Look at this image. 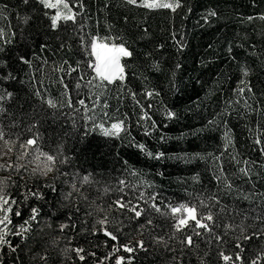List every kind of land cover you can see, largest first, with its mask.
Returning a JSON list of instances; mask_svg holds the SVG:
<instances>
[{"label": "snow or ice", "instance_id": "1", "mask_svg": "<svg viewBox=\"0 0 264 264\" xmlns=\"http://www.w3.org/2000/svg\"><path fill=\"white\" fill-rule=\"evenodd\" d=\"M74 3L75 9L72 0H0V19L10 20L15 16L25 25L20 33L22 47L14 30L0 27V171L8 172L6 178L0 179V264H104L105 260L109 264L113 260L114 264H125V261L127 264H154L161 248L164 249L163 264H185V256L189 253L196 256L197 264H264V208L251 207L255 199L264 204V193L253 196L243 192L235 183L236 178H247L245 182L251 179L253 169L249 166L254 161H241L238 159L241 153L226 151L235 147L226 119L228 106L238 104L239 100H226L222 111L207 122L206 127L218 129L219 124L224 127L223 144L222 147L217 146L216 152L169 155L163 150H149L145 143L134 138L129 141L130 147L156 162L175 159L190 163L196 158H210L211 179L217 182L215 192L204 187L201 174L194 172L190 179L201 187L189 190L192 187L189 185L184 188L185 198L173 199L163 193L160 185L151 181L126 182L128 176L137 177L126 160L121 165V176L125 178L117 177L115 183L97 180L92 173L64 170L73 164L67 155L64 139L68 133L46 131L48 121L56 125L61 113L67 109L74 114L73 128L80 118L92 120L95 125V119L88 113L100 103V96L98 92L93 93V87H102V82L109 85L118 82L121 88H125L126 65L121 60L125 57L136 59V49L132 46L135 40L129 42L118 35V42H112L111 39L86 33L83 21L91 18L90 6L87 0H74ZM122 5L123 10H117L116 22L122 23L140 40L150 37L151 33L147 20L137 22L132 9H164L169 10L173 18L180 17L179 24L173 23L162 41L156 42L153 38L149 40L148 48L142 50L144 58L149 61L148 66L155 72L162 73V65L171 64L170 85L179 90L182 84L180 76L185 71L181 57L190 48L185 21L189 19V13L194 12V7L189 0H122ZM116 7L112 0H103L97 12H107L111 16ZM47 10H53V14ZM217 16L216 10H205L195 26H207ZM254 19L264 21V10L256 16L242 17L241 22H252ZM33 20L42 21L38 32L42 42L36 41L38 49L32 48L30 34L25 35ZM113 27L109 25L110 29ZM208 47L212 48V45ZM236 47L244 45L237 44ZM252 47L255 49V45ZM65 49L68 59L61 57L57 69L61 76L54 77L59 94L56 97L51 94L46 96L40 86L43 85V69L48 60L40 53ZM233 53V44L229 42L226 55L234 58ZM73 54L79 55L80 59L70 62ZM249 54L258 55L255 51ZM205 63L201 61L202 65ZM261 66H264V61H261ZM241 72L244 78L238 80L233 92L237 97L247 96L243 100L247 110L245 115L248 112L257 115L255 135H250V138L253 139V146H260L259 155L264 156V124L259 119L264 114V84L258 86L251 82L250 67L243 66ZM92 73L93 79H86ZM143 79L146 82V97L159 98L161 91L157 88L147 90L148 78ZM97 80L101 83L97 84ZM220 82L222 80L217 83ZM129 94L135 102L134 111L135 105H139L140 114L136 123L143 127L146 137L154 135L158 123H163V120L171 123L179 120V112L165 101L157 100L155 106L151 100L141 104L131 88H127L124 96ZM124 96L117 102H122ZM88 99H91L90 106L86 105ZM248 100L253 103L249 104ZM146 107L153 109L151 115L144 110ZM103 108L106 109L103 111L106 116L110 110L107 100L103 102ZM80 112L84 113L82 117ZM153 115L163 119L158 122L152 119ZM217 117H220L219 121ZM98 127L105 136H119L122 131H128L123 119L111 123L110 128H105L103 122ZM248 131L253 133L252 128ZM166 139L161 134L158 142ZM10 149L14 150L11 155ZM232 162L236 163L237 171H229ZM241 162L246 166L240 167ZM53 169L56 173L51 182H47ZM61 170L67 177L63 184L57 183L56 179ZM26 172L32 177L31 185L21 179ZM139 174L143 175L142 172ZM155 175L163 178L166 173L157 171ZM14 176L20 179H13ZM42 179L46 181L43 186ZM69 181L73 182L70 189L67 187ZM93 184L102 186L105 193H116V196L107 206L108 211L98 210L92 218L90 209L81 216L79 203L75 207L68 205L72 203L73 196L80 195L76 191L78 186ZM232 194L250 201L249 207L243 209L235 200L225 203L224 198ZM218 217L222 219L218 220ZM14 220L17 222L14 223ZM249 221H256L260 226L254 227ZM45 229L51 235L38 245L39 234ZM69 232L72 234L69 235ZM135 234L146 238L131 239ZM118 239L119 245L112 243ZM201 244L206 246L207 251L202 252ZM102 247L105 251L100 253ZM121 248L124 254H117ZM213 252L214 260L211 259ZM246 253L252 255L246 257ZM25 255L27 261L23 258Z\"/></svg>", "mask_w": 264, "mask_h": 264}, {"label": "trees", "instance_id": "2", "mask_svg": "<svg viewBox=\"0 0 264 264\" xmlns=\"http://www.w3.org/2000/svg\"><path fill=\"white\" fill-rule=\"evenodd\" d=\"M103 0H87L90 6V19L83 21L86 33L95 34L98 37L111 39L112 42H118V35L123 36L126 40L131 42L135 40L132 45L136 49V59L132 57L122 58V63L125 64V88H121L118 82H113L109 85L107 82H102V87H93V93L98 92L100 96V103L95 109H92L88 114L95 119V125L92 120L84 121L82 118L78 119L76 127L72 126L73 113L68 112L67 109L61 113L60 119L56 125H52L48 121L46 131H61V134L67 132L68 135L64 137L67 146V155L71 157L73 164L66 166L64 170L69 172L75 170L82 174L92 173L97 180L110 181L115 183L116 178H125L121 176V165L126 160L132 166L137 177L128 176L126 182L148 180L155 185H160L163 193L173 199L185 198L184 188L191 185L189 190L198 189L201 184L193 182L190 177L194 172L201 174V182L204 187L210 188L213 192L216 191L217 182L211 179L212 161L211 159H193L190 163H184L175 159H166L160 162L148 159L142 152L129 146L130 139L134 138L136 141L143 142L147 145L149 150H163L169 155L187 153L191 156L194 153H207L216 152L217 146L223 144L222 135L224 127L219 124L218 129L211 126L206 127L207 122L211 120L217 113L221 112L225 107V101L231 98L233 101L239 100L238 104L228 106L229 110L226 115L228 127L232 130L233 142L235 147L229 148L228 152L241 153L238 159L251 160L254 164L250 165L253 169V175L248 182L245 179H235V183L239 185L243 192L252 193L253 196H258L264 193V156L259 155V145L253 146V139L251 136L255 135V127L257 115L252 112L244 113L247 111L244 108L243 100L247 96L237 97L233 92L236 88L239 79H243L241 68L248 66L252 70L250 80L252 83L259 85L264 84V66H261V61H264V21L254 19L252 22H241L242 17L248 15L256 16L264 10V0H189V3L194 7V12L189 13V19L185 21V28L188 33L190 41V48L187 49L186 55L182 56L184 73L180 76L182 81L179 90H174L170 85V72L171 64L165 63L162 65L163 72H155L148 66L149 61L146 60L142 54L149 46V40L155 39L160 42L167 35L173 27V23L179 24L180 17H172L169 10L164 9H145L140 7L132 9V15L137 22L147 20L151 36L145 40H140L133 35V32L128 28H124L122 23L116 22L118 9L123 10L122 0H112L113 4L117 7L113 9L111 16L107 12L98 13L97 7L101 5ZM75 9L74 0H72ZM214 9L217 11V18L207 26H195V22L205 12V10ZM49 14H53V10H47ZM42 21H32V27L25 31V35L30 34L32 41V48L38 49L37 40L42 42V36L38 35L40 31V24ZM114 25L112 29L109 25ZM0 27L6 28L8 31L14 30L16 40L23 46L20 33L25 29V25L18 21L14 16L10 20L0 19ZM131 28V25L129 26ZM170 42V41H169ZM232 42L234 48V58L226 55V48L228 43ZM211 44L212 48L208 45ZM237 44H243L244 47H236ZM255 45V49H253ZM75 47V45H74ZM90 51V45H89ZM255 51L257 56H252L249 53ZM67 50H57L55 52L45 51L40 53L48 60L47 66L43 69V85L40 90L45 95L51 94L56 97L59 94V89L56 85L54 77L61 76L58 71L60 67V59L63 56L68 59L66 55ZM87 57V53H85ZM31 58V57H29ZM80 59V56L73 54L70 62ZM94 59V58H92ZM205 61L204 65L201 61ZM39 63V61H37ZM90 71V70H89ZM22 74V73H21ZM39 76V73H35ZM23 75V74H22ZM94 73L87 76L86 79H93ZM147 77V90L157 88L161 91L159 98H147L145 95V80ZM27 79V77H24ZM51 80V82H50ZM219 80L222 82L217 83ZM97 84L101 83L98 80ZM127 88L137 93V98L141 104H147L150 100L154 106L157 100H163L165 103L176 109L179 112V120L175 123L163 120V123H158V128L155 130L154 135L145 136L142 126H138L136 121L139 116V105H135L133 110L134 101L131 100V95L124 96ZM121 96H124L122 102L117 101ZM108 101V114L103 115V102ZM252 104V100H248ZM86 105H91V99L86 101ZM259 107V105H256ZM77 107H79L77 105ZM152 114L153 109H144ZM80 117L84 115L80 112ZM102 118V121H101ZM118 119L125 120V127L127 132L122 131L119 136H105L103 131L98 125L103 122L104 127H108L111 123ZM152 119L158 122L163 118L159 115H153ZM262 124H264V114L259 117ZM220 120V117H217ZM150 123V122H147ZM252 128L253 133L250 134L248 129ZM130 133V136L128 135ZM163 134L167 139L164 142H158V137ZM219 154V153H216ZM227 158V157H225ZM240 167L246 165L241 162ZM157 171H163L166 175L161 178L156 176ZM229 171H237V165L232 162ZM142 172L143 175L139 173ZM3 173V172H2ZM2 177L8 176L2 174ZM56 169L52 174H48L47 182H51ZM13 179H20L13 177ZM22 180L27 181L30 185L32 177L24 174ZM57 183L63 184L67 177L64 175L63 170L59 172L56 177ZM186 181V183H185ZM41 180V186L45 183ZM71 181L68 182L67 187L72 188ZM254 185V188H253ZM82 189V191H81ZM80 193L79 196H73L72 203L68 207H75L77 203L81 205V213L83 216L85 211L90 209L95 218L96 211H108L107 206L115 198L116 193H105L102 186H78L76 189ZM233 200L243 209L249 207L250 201L236 197L235 194L228 195L224 198L225 203H232ZM251 207L254 209L264 208L260 199H255L251 202ZM66 210V209H62ZM222 219L221 217L217 218ZM17 222L14 220V223ZM166 223V221H161ZM239 223V220L236 221ZM249 224L254 227L260 225L256 221H249ZM72 233L69 232V235ZM51 233L47 229L39 234L37 244L44 243L46 236ZM103 236V233H101ZM146 237H141L135 234L131 237L133 240H138ZM108 240H111L108 237ZM18 242V241H14ZM119 245L120 240L112 242ZM201 249L207 251L205 245L201 244ZM105 248L100 249L103 253ZM98 253V254H100ZM157 258L154 264H163L164 249L158 250ZM117 254H124L123 249H119ZM132 255V254H127ZM251 253H246L248 257ZM23 258L27 261L28 257L25 255ZM211 259H215L213 252ZM104 264H109L107 260ZM114 264V260L112 261ZM118 264V262H117ZM127 264V261H125ZM185 264H197L196 256L189 253L185 256Z\"/></svg>", "mask_w": 264, "mask_h": 264}, {"label": "rangeland", "instance_id": "3", "mask_svg": "<svg viewBox=\"0 0 264 264\" xmlns=\"http://www.w3.org/2000/svg\"><path fill=\"white\" fill-rule=\"evenodd\" d=\"M121 62H122V60H121ZM110 127H111V125L108 126V127H105V128H110ZM12 151H14V150H11V149H10V151H9V155L12 154ZM24 163L27 164V161H24ZM28 167L31 168L32 166H31V165H28ZM53 171H54V169H53L51 172H49V174H52ZM2 172H3V173H2ZM0 173H2V174H4V175H7L8 172H7V171H0ZM25 174H26V175H29L27 172H26ZM0 179H4V177H2L1 174H0ZM189 215H191V213H189Z\"/></svg>", "mask_w": 264, "mask_h": 264}]
</instances>
